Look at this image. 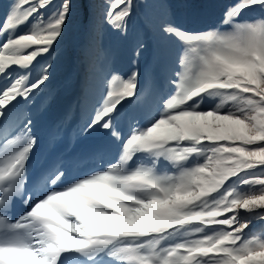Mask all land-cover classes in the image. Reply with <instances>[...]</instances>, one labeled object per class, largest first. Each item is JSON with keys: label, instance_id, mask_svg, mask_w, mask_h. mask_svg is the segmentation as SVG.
I'll return each mask as SVG.
<instances>
[{"label": "snow or ice", "instance_id": "snow-or-ice-1", "mask_svg": "<svg viewBox=\"0 0 264 264\" xmlns=\"http://www.w3.org/2000/svg\"><path fill=\"white\" fill-rule=\"evenodd\" d=\"M188 6L7 5L0 15V264H264V0H231L221 18L226 31L183 28L175 18ZM73 21L93 71L112 55L104 28L126 45L132 70L127 78L114 69L103 74L100 98L78 125L72 109L51 125V159L33 173L35 129L55 98L49 86ZM169 40L183 50L165 69L166 91L121 128L150 91ZM150 48L153 62L142 74ZM69 135L74 144L104 137L118 146L116 158L69 179V160L56 151Z\"/></svg>", "mask_w": 264, "mask_h": 264}, {"label": "rangeland", "instance_id": "rangeland-1", "mask_svg": "<svg viewBox=\"0 0 264 264\" xmlns=\"http://www.w3.org/2000/svg\"><path fill=\"white\" fill-rule=\"evenodd\" d=\"M230 2H231V0H229ZM230 2H228V4L230 3ZM227 4V5H228ZM6 11V10H5ZM4 10H2V9H0V15H3V13L5 12ZM217 12V14H218V9L216 10ZM139 17H141V18H143V11L142 10H139ZM139 19V18H138ZM137 19V20H138ZM73 29V28H72ZM70 29V27H69V31H68V33L66 34V39L61 43V46H62V44H65V43H69V42H74L75 41V39H77V34H79V29L77 30V29ZM226 30H228L226 27H224L223 28V31H226ZM211 31V30H210ZM75 36V37H74ZM73 37L75 38V39H73ZM80 43V42H79ZM81 44V43H80ZM66 54V52H65V50H63V53H62V55L64 56ZM76 61H77V58H76ZM261 227L262 226H260V225H257V227H256V229L254 230L256 233H259V231L261 230Z\"/></svg>", "mask_w": 264, "mask_h": 264}, {"label": "trees", "instance_id": "trees-1", "mask_svg": "<svg viewBox=\"0 0 264 264\" xmlns=\"http://www.w3.org/2000/svg\"><path fill=\"white\" fill-rule=\"evenodd\" d=\"M138 12H139V10H138ZM78 23H79L78 21H73V22L70 24V26H69L70 29H71L72 27L76 26Z\"/></svg>", "mask_w": 264, "mask_h": 264}, {"label": "bare ground", "instance_id": "bare-ground-1", "mask_svg": "<svg viewBox=\"0 0 264 264\" xmlns=\"http://www.w3.org/2000/svg\"><path fill=\"white\" fill-rule=\"evenodd\" d=\"M182 9H183V8H182ZM182 9H180V10H182ZM218 13L221 14V10H220V9H218ZM77 89H78V87L76 86V87H75V90H77Z\"/></svg>", "mask_w": 264, "mask_h": 264}]
</instances>
